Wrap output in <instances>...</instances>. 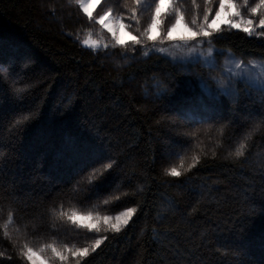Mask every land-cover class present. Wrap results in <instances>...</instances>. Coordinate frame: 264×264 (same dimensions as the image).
<instances>
[{
	"label": "trees",
	"instance_id": "trees-1",
	"mask_svg": "<svg viewBox=\"0 0 264 264\" xmlns=\"http://www.w3.org/2000/svg\"><path fill=\"white\" fill-rule=\"evenodd\" d=\"M79 1L0 0V264H29L27 248L53 264H264V96L223 67L227 52L264 61V28L222 26L212 66L183 63L148 50L153 0H101L91 17ZM220 3L171 0L160 36ZM110 10L138 42L102 29ZM129 208L119 232L69 219Z\"/></svg>",
	"mask_w": 264,
	"mask_h": 264
},
{
	"label": "rangeland",
	"instance_id": "rangeland-1",
	"mask_svg": "<svg viewBox=\"0 0 264 264\" xmlns=\"http://www.w3.org/2000/svg\"><path fill=\"white\" fill-rule=\"evenodd\" d=\"M101 0H99L100 3ZM96 0H80L79 5L83 10L84 7H88L90 12H94L98 4ZM221 4V3H220ZM229 4L233 5V7H229ZM169 6L166 4L165 7L162 9V16L168 12ZM264 10V7H263ZM239 11L238 8L235 6V4L229 0H224V7L221 8L220 5L217 8L216 12L212 16L210 20H207L205 23L202 24V26H199L197 29L193 30L192 28L188 27L183 20L176 24V27L174 31L172 32V38H167V33L165 36H160V23L162 16L159 20V26L157 28L152 29L151 31L147 32L146 38L148 40V43H150L147 47L149 51L157 52L162 56H165L171 60L179 61V62H195L200 61L202 64L206 66H212L214 63V54L217 51L215 47L207 40V37L203 35H196L192 36V33H201L202 30H206L210 34L212 32H215L216 30L220 29L222 26L225 27H231V24L229 21L236 23L238 27L234 29L243 30L245 27L251 28V34H255V32L258 31L261 27H259V19H257L255 16L251 15H236V12ZM219 12V16L216 15V13ZM108 13V12H106ZM84 14L87 15V13L84 12ZM102 14L101 16H104ZM88 16V15H87ZM100 16V17H101ZM100 17L97 19L99 21ZM251 20L252 24L248 25L247 21ZM215 21V23H213ZM152 22V21H151ZM175 23V21H174ZM173 23V24H174ZM100 24V23H99ZM123 24L120 19L115 16L114 14H110L106 17L104 24H100L102 29L116 42L117 40L121 41L124 44L127 42H133L132 37L134 36L131 34L126 27L121 28L120 25ZM151 24V23H150ZM172 25L169 27L171 28ZM159 33V34H158ZM249 34V33H248ZM151 35L155 37V39H148V36ZM138 42V40L136 39ZM87 42V43H85ZM117 43V42H116ZM146 43V42H145ZM81 44L83 47L96 50L98 48L104 47V42L102 39H94L91 37H85L82 39ZM253 60H250L248 62H242L239 59H237L235 56L229 54L227 52V56L223 61V67L224 72L226 75L231 76L235 79L240 80V73L244 71V69H237L236 64L237 62L241 63L242 65H249ZM257 63L261 62V60H255ZM246 84H248L246 81H244ZM133 209H125L118 213L111 214V215H95L91 214L92 218H87L89 213L87 214H78L76 213V216L73 217L72 213L69 215V219L72 223L85 227L88 230L92 231H108L113 230L112 225L113 224H119L120 228L125 224V220H129L131 216H125L124 213ZM109 216L111 219L107 224H105L103 217ZM120 216L121 220L117 221L116 217ZM96 217H99V219H96ZM91 225L92 227L89 228L88 226ZM73 251V252H72ZM67 249L65 251H57L56 253H53L52 255L55 256L56 260L58 261H64V258L66 259L67 255L74 254L75 256L78 254V251ZM36 253V256L33 257L31 261L28 260L29 264H53L51 261L47 260L45 257L40 255L38 252L34 251ZM72 252V253H70ZM62 257V258H61Z\"/></svg>",
	"mask_w": 264,
	"mask_h": 264
},
{
	"label": "snow or ice",
	"instance_id": "snow-or-ice-1",
	"mask_svg": "<svg viewBox=\"0 0 264 264\" xmlns=\"http://www.w3.org/2000/svg\"><path fill=\"white\" fill-rule=\"evenodd\" d=\"M97 3H99V0H96ZM132 3L136 6H139L141 11H143V7L141 4V0H132ZM153 3L155 4V9H154V14L152 15V22L151 24L148 26V30L147 31H151L154 28H157L159 26V20L162 16V9L165 7V5L167 4L169 7L171 6V0H159V2L157 3L156 0H153ZM245 3H247V0H245ZM83 7V10L85 13H87V15L89 17L92 16V12L89 11L88 7H84L83 5H81ZM220 7L223 8L224 7V0H221V4ZM229 7H233V5L229 4ZM262 7H264V0H260V3L255 4L254 7H250V11L253 15H255L259 9H261ZM111 14V10L108 13H105L104 16H101L99 21H97L100 24H104V21L106 19V17L108 15ZM135 14V13H134ZM217 16H219V12L216 13ZM236 15L239 16L241 15V13L239 11L236 12ZM205 19H207V15L205 16ZM183 20V16L177 12L176 16H175V23L172 24L171 28L167 29V38L171 39L172 38V32L174 31L176 24H179L181 21ZM167 23H171V17H169L167 19ZM213 23H215V21H213ZM229 23L231 24V27L236 28L238 27V25L236 23H233L231 21H229ZM248 25L252 24L251 20L247 21ZM124 24H121L120 27L124 28ZM259 27L264 28V18L260 19L259 21ZM243 31H245L246 33L251 34V28L250 27H245L243 28ZM159 34V33H158ZM196 35H203L205 37L209 36L210 33L207 32L206 30H202L201 33H192V36H196ZM148 39L152 40L155 39V37L149 35ZM133 42H137L136 41V37L133 36L132 37ZM118 44L122 43L121 41L117 40L116 41ZM87 43V42H85ZM236 68L237 69H244V71H242L240 73V80L242 81H246L249 85L250 88H252L255 91H258L259 93H261L262 96H264V61H261L259 63H257L255 60H253L249 65H242L241 63L237 62L236 64ZM223 95H227V96H234L235 95V89H230L228 91H225L223 93ZM25 119H27V117H25ZM17 124L20 123V121H16ZM251 137H249L250 139ZM240 147L243 148L245 147V145L243 143L240 144ZM237 155H243V153L241 152H237ZM109 167H111V165H109ZM169 175L173 176V177H178L180 176V172L177 171L176 168H172L169 172ZM125 216H131L132 215V210L124 213ZM72 216L75 217L76 213L73 212ZM87 218H92L91 214L89 213ZM96 219H99V217H96ZM111 218L109 216H104L103 220L105 222V224H107L109 222ZM117 221L121 220L120 216L116 217ZM124 223H127V220L124 221ZM89 228H91L92 226L89 225ZM112 228L114 231L119 232L121 231V228L119 226V224H113ZM101 240L100 239H96L95 240V244L93 245V250H95L96 247H98L101 244ZM49 247H52L51 245H49ZM41 251H43V249H41ZM52 251L53 253H56V248L52 247ZM27 260L31 261L33 259L34 256H36V253L33 252V250L31 248H27V250L25 252L22 253ZM88 254V249L87 248H83L80 249L78 252V255L80 256H86ZM62 258V257H61Z\"/></svg>",
	"mask_w": 264,
	"mask_h": 264
},
{
	"label": "bare ground",
	"instance_id": "bare-ground-1",
	"mask_svg": "<svg viewBox=\"0 0 264 264\" xmlns=\"http://www.w3.org/2000/svg\"><path fill=\"white\" fill-rule=\"evenodd\" d=\"M30 180H31V179H30ZM30 183H32V182L30 181ZM30 183H29V184H30Z\"/></svg>",
	"mask_w": 264,
	"mask_h": 264
}]
</instances>
